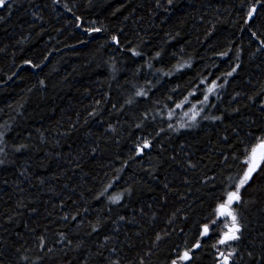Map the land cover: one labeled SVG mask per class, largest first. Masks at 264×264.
I'll use <instances>...</instances> for the list:
<instances>
[{
    "label": "trees",
    "instance_id": "obj_1",
    "mask_svg": "<svg viewBox=\"0 0 264 264\" xmlns=\"http://www.w3.org/2000/svg\"><path fill=\"white\" fill-rule=\"evenodd\" d=\"M253 4L0 6V264H264V173L232 205L239 240L216 213L264 140Z\"/></svg>",
    "mask_w": 264,
    "mask_h": 264
},
{
    "label": "snow or ice",
    "instance_id": "obj_2",
    "mask_svg": "<svg viewBox=\"0 0 264 264\" xmlns=\"http://www.w3.org/2000/svg\"><path fill=\"white\" fill-rule=\"evenodd\" d=\"M6 0H0V6L5 5ZM168 3L171 4L172 0H168ZM256 4H260L261 7H264V3H261V0H256ZM256 4H253L248 12H247V19L245 23L255 22V13L257 12ZM89 31H102V29H90ZM252 35H256V33H252ZM111 40L114 42L119 43L117 36L113 35ZM138 54V53H136ZM159 55V53H157ZM26 64H30L31 61H25ZM235 71V69H233ZM232 73H228L231 75ZM213 86H215V82H213ZM213 89L209 88L208 91L211 92ZM208 99L207 95L205 96V101ZM198 113L193 114V118ZM2 135V133H0ZM149 147L147 141L143 145L137 146V151H143L145 148ZM259 149V151H258ZM3 163V161H0ZM247 167L245 168L243 175L239 178V182L233 185L234 190L227 191L226 194L221 198L223 200L222 203H219L216 207V213L220 217H230L231 218V226L228 228L226 232L223 233V237L219 240L220 244H225L228 241H236L240 239V233L242 225L239 222V213L233 211L232 205L234 203H243V198L241 195V189L244 188L246 185H250V182L254 180V174L259 175L260 173H264V140H261L257 146H254L251 149L249 155H247L243 161ZM215 223V221H213ZM203 233L207 234L208 232V225L205 224L203 226ZM198 246V245H197ZM231 253H229V256ZM251 255V253H249ZM223 264H228L229 257L224 256L221 254ZM180 261H187L189 260L188 252H185L182 256L178 257ZM172 264H177L176 260L172 261Z\"/></svg>",
    "mask_w": 264,
    "mask_h": 264
},
{
    "label": "rangeland",
    "instance_id": "obj_3",
    "mask_svg": "<svg viewBox=\"0 0 264 264\" xmlns=\"http://www.w3.org/2000/svg\"><path fill=\"white\" fill-rule=\"evenodd\" d=\"M258 151H259V149H258Z\"/></svg>",
    "mask_w": 264,
    "mask_h": 264
}]
</instances>
